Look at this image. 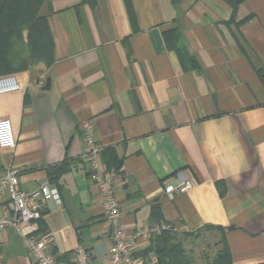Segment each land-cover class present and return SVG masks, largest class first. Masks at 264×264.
Returning a JSON list of instances; mask_svg holds the SVG:
<instances>
[{"label": "crops", "instance_id": "0c3cea01", "mask_svg": "<svg viewBox=\"0 0 264 264\" xmlns=\"http://www.w3.org/2000/svg\"><path fill=\"white\" fill-rule=\"evenodd\" d=\"M40 13L53 62L13 72L22 87L0 93L15 135L0 174L17 170L26 192L57 189L36 231L55 257L83 246L108 262L102 197L82 157L91 120L136 257L163 223L217 228L233 264L264 263V0H46ZM179 179L193 187L170 198L163 189ZM0 264H31L10 228Z\"/></svg>", "mask_w": 264, "mask_h": 264}, {"label": "built area", "instance_id": "2783aa9c", "mask_svg": "<svg viewBox=\"0 0 264 264\" xmlns=\"http://www.w3.org/2000/svg\"><path fill=\"white\" fill-rule=\"evenodd\" d=\"M22 87L16 74L0 75V93L18 90ZM85 150L82 157L89 163V178L97 187L102 197L103 215L109 227L111 239L108 248L107 264H157V257L153 251L147 257L135 256V240L128 238L121 222L120 205L116 197L118 171L106 167L100 161L101 146L95 137V125L91 120H84L80 124ZM15 145V135L11 121L0 118V148H12ZM193 187L191 180H177L175 184H168L164 192L172 198L175 194L183 193ZM58 200L57 189L48 184L42 185L30 192L21 190L17 170L11 169L0 174V210L7 209V213L0 215V230L5 228L17 232L21 244L31 258V264H95L89 252L83 246H77L67 262L57 260L49 249L47 238L38 234L37 222L42 218L40 204L48 199ZM167 224H159L151 228L159 233L169 229Z\"/></svg>", "mask_w": 264, "mask_h": 264}, {"label": "trees", "instance_id": "16d2710c", "mask_svg": "<svg viewBox=\"0 0 264 264\" xmlns=\"http://www.w3.org/2000/svg\"><path fill=\"white\" fill-rule=\"evenodd\" d=\"M45 2L46 0H2L0 4V75L26 70L37 63H44L47 66L52 64L53 39L46 16L40 14ZM260 77L263 79L262 73ZM65 170L66 167L62 164L51 167L49 170L51 179ZM222 238L223 249L217 252L212 264H233L223 233ZM169 243L170 230L168 229L161 230L153 237L149 250L158 254L157 264H195L182 249L171 246Z\"/></svg>", "mask_w": 264, "mask_h": 264}, {"label": "rangeland", "instance_id": "374dc122", "mask_svg": "<svg viewBox=\"0 0 264 264\" xmlns=\"http://www.w3.org/2000/svg\"><path fill=\"white\" fill-rule=\"evenodd\" d=\"M0 4H2V0H0ZM168 230H170L169 244L182 249L187 257L193 259L195 264H212L217 252L224 246L222 232L217 228L177 230L171 227ZM154 255L157 257L158 254L154 252Z\"/></svg>", "mask_w": 264, "mask_h": 264}]
</instances>
